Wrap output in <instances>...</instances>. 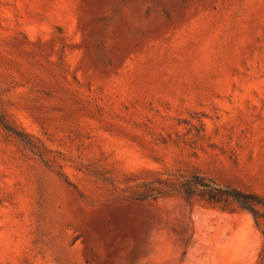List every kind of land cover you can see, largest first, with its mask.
Instances as JSON below:
<instances>
[{"label":"rangeland","instance_id":"obj_1","mask_svg":"<svg viewBox=\"0 0 264 264\" xmlns=\"http://www.w3.org/2000/svg\"><path fill=\"white\" fill-rule=\"evenodd\" d=\"M191 172L264 196V0H0V264H264Z\"/></svg>","mask_w":264,"mask_h":264},{"label":"trees","instance_id":"obj_2","mask_svg":"<svg viewBox=\"0 0 264 264\" xmlns=\"http://www.w3.org/2000/svg\"><path fill=\"white\" fill-rule=\"evenodd\" d=\"M2 126L34 155L43 156V151L32 136L7 123ZM160 197H180L189 206L203 201L223 211L246 212L258 228L264 224V196L221 185L199 172L172 174L169 179L145 183L142 189L132 194L131 199L144 202L156 201Z\"/></svg>","mask_w":264,"mask_h":264}]
</instances>
